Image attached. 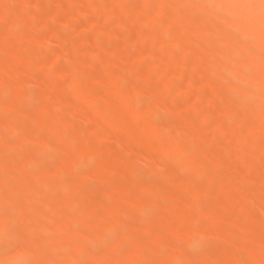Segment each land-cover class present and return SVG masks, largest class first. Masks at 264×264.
<instances>
[{
	"label": "bare ground",
	"instance_id": "1",
	"mask_svg": "<svg viewBox=\"0 0 264 264\" xmlns=\"http://www.w3.org/2000/svg\"><path fill=\"white\" fill-rule=\"evenodd\" d=\"M16 1H14V5H16ZM21 1L25 4L31 1L37 2V0ZM214 2L216 0H109V2L108 0H86L81 8V13L98 11L102 13L103 22L100 24L101 27H98V31L102 35L115 34L112 31L110 33L111 23L123 27L124 19L127 16L133 17L135 26H129L132 28L129 29L130 32L124 36L122 31L120 36H123L125 48H128L126 45H129L134 50L127 51L126 55L129 60L125 56L126 63L125 67L121 66V72L109 75L104 71L105 68L104 70L101 66L96 68L92 64L91 70L87 74L84 75V71L82 74L74 75L75 78L71 83L64 86L65 90L56 88L55 85L54 88L51 86V92L43 93L42 99L38 103L34 101L37 103L36 108H52V104L63 103L67 98L77 95L79 98L77 100L82 103H75L76 107L73 113L77 117L76 119L90 122L89 114L84 110V106L103 115H107L106 112H108L109 117L106 119L116 127L115 129L118 128V131L123 129V134L126 133L125 135L128 137L141 138L147 137L138 133V121H143L144 115L147 114L159 124L161 136L169 140H166L167 145L163 151L169 155L173 163L166 165L167 172L163 173L165 175L169 173L171 177L173 175L172 178L175 179L178 187L176 186L177 188L172 190L165 186L158 177L150 179L146 178L148 177L145 176L146 174L142 176L141 171L136 168V161L147 159L154 163V159L145 151L122 145L121 151H114L115 155L105 158L102 163L105 169H109L110 172L116 171L119 164L125 165L130 174L117 182V187L120 193H128L133 190L134 194L131 195V201L126 205L103 204L101 196L99 198L91 194L93 195L91 197L87 195V192L79 193L76 181H74L75 171L81 166L80 158L94 153L95 149L79 146L73 149L74 154H69L67 148L59 144L53 146L49 144L50 147H54L53 149L57 148L55 151L59 150L61 153L55 157L54 163L49 160L46 167L45 163H42L44 160L41 157L42 153L40 154V151L32 146L22 149L17 143L18 146L15 145L17 149L14 150V145H3L4 148L0 145V240L12 229H15L14 232L12 231L13 233L16 232L18 236H22L30 242L27 248H19L17 253L13 254H20L23 256L21 258L25 260L48 261L132 258L122 254L116 256L118 254H114L115 252L110 257L105 256L100 251V247L105 240L117 235H124L125 230L124 232L117 231L118 234L115 233L116 229L112 224L117 218L127 214L131 215L132 212H136V214L142 211L146 212V208L151 204V197L144 195L147 192L158 195L160 200H163V206L161 205L163 212L160 215L161 219L158 218L162 222L157 229L144 224L145 227L133 224L131 230L128 228V231L137 232L146 241L142 250L138 251L134 258L150 261L189 258L182 250L178 251L172 248L168 239L163 238L160 234L166 233L169 238L172 235L179 236L186 248L190 247L194 241H199L200 238L207 235L218 237L227 244L213 249H205L198 260L223 261L228 264V262L243 260V254L250 250H253L251 252L253 260L260 259L261 241L264 239V217L258 211L263 208L264 213V145L260 143L264 141L261 127L264 112H262L259 89V31L258 28L248 30L251 32L253 43L257 48V54L254 57H249L230 37L229 30L221 25L218 10L209 7H182L183 5H209ZM11 3H13L12 0H0V20L7 21L11 16L6 25L0 24V94L2 91L8 92L16 80L27 76L26 71L17 69L15 63L27 59V57L24 58V51L27 50L29 43L34 44V41H38V43L42 41V38L27 33L23 27L28 25L29 21L22 17L20 11L13 8ZM145 5L152 7H145ZM160 5L168 7L161 8ZM68 9L58 10L54 7L51 14L57 18V21L65 23L73 17L72 11ZM17 22L22 27L17 28ZM52 33L59 37L57 31ZM92 40L96 43L93 48L99 46L101 48L102 42L97 43L101 40L96 39V36H93ZM32 49L30 50L32 51ZM72 49L73 52H76L78 47ZM122 50L125 51L123 48ZM174 51L176 53L177 51L183 52L193 57L191 64L187 65L179 61L177 56L179 54H174ZM122 54L123 52L119 56ZM72 56L75 57L74 53ZM37 60H32V62H38ZM78 63L75 65L78 66ZM88 65L90 64L88 63ZM60 69L59 73L64 75L66 70L62 67ZM249 71L254 74L253 86L242 88L235 94L236 101H233L231 99L234 95L232 85L227 77L231 75L235 79H245ZM68 72L67 75L73 73L70 71L68 74ZM124 72L135 73L136 80L123 84L126 77L121 73ZM48 77L45 78L48 79ZM49 81L48 79L47 83ZM97 81L107 84L103 95L92 93V83H97ZM45 82H43L44 85ZM93 84L95 85V83ZM180 84L185 85V88L182 89L184 99L186 98L185 106L184 104L181 106L182 108L184 106L187 113L180 108L181 106L178 107L176 120L170 122L171 124L169 121L166 122L165 118L163 121L164 119L160 118V115L161 120H159L158 111L156 114V110L165 107L163 99L149 103L143 113L138 111L140 95L146 96L147 94L148 96V94L157 91L169 92ZM47 85L50 86L49 83ZM47 85L40 88L44 89ZM122 85L130 87H126V91H123ZM13 92L9 98L3 99L5 110L9 111L8 114L6 110V115L9 116H6V119L5 117L0 118L1 121H4L3 123L0 121V127H3V132L7 131L8 133H1L0 137L11 136L15 131H19V123L22 121L18 122V120H14L18 118L14 117H17L20 112L24 113L25 107H28L25 104L27 100L24 99L27 96H24L20 91L15 92L14 90ZM69 92L72 95H68ZM249 92L250 95H246ZM240 98H243L242 103L239 102ZM213 113L215 114L214 119ZM34 117L33 120L36 119ZM50 117L49 123L44 121L46 122L43 123L46 124L44 127H41L39 123L40 125H35L36 129L30 128L25 136L28 139H39L43 136H66L65 133H60L64 129L61 127V120L55 114ZM165 117L167 118V116ZM213 120L214 122H212ZM36 121L38 120L36 119ZM70 121L67 119L65 125ZM25 123L27 124V122ZM210 123L214 125L211 127L213 132L211 130L212 133L210 132L209 136H212L213 139L216 136H225V139H229L226 146L220 149L215 147L217 145H213L211 148L205 147L207 150L204 151L201 150L200 144L191 146L187 143L188 141L186 142L187 138H190L198 143V140L200 141L203 136L207 135L206 131L210 127ZM168 125H171L170 128L173 126L171 130ZM167 128H169L168 131H171L167 133L172 134L164 133ZM88 129L90 133L88 136H101L96 132V126ZM56 131L60 132L56 133ZM47 132L53 133V135H49ZM73 135L74 133L70 137ZM190 139L188 140L190 141ZM246 142L249 144H246L248 149L242 144ZM178 143L181 146L179 149ZM27 145L29 146V144ZM13 153L15 154L13 155ZM181 158L184 162L183 166L186 165L190 168L189 175L184 173L181 176L173 172L175 171L173 165L179 161L181 163ZM38 160L44 164L43 168ZM51 162L52 164H50ZM100 167L102 166L100 165ZM48 168H51L52 171H48ZM101 173L99 171L95 175L100 176ZM66 175L68 178L65 177ZM200 175H204V180L207 178L202 183L197 181V179L200 180ZM85 176L87 177V174ZM166 176L170 177L168 174ZM197 176L199 177L196 178ZM64 177L67 180L63 179ZM159 178H161V174ZM10 179H17L19 185L17 187L7 185ZM247 181L252 184L251 188L245 187ZM113 187L115 190L113 192H117V187L114 185ZM236 192H239V195H236ZM171 198L175 200L172 202ZM150 211L153 210L149 208L147 212ZM189 215L196 216L204 224V227L175 232L172 226L184 222V218ZM36 228L41 230V234L32 235ZM13 254L7 256L8 254H3L0 249V264L13 258Z\"/></svg>",
	"mask_w": 264,
	"mask_h": 264
},
{
	"label": "rangeland",
	"instance_id": "2",
	"mask_svg": "<svg viewBox=\"0 0 264 264\" xmlns=\"http://www.w3.org/2000/svg\"><path fill=\"white\" fill-rule=\"evenodd\" d=\"M12 1H13V3H11V5L13 4L12 7L15 8L16 10H19L21 13V16L25 17L29 21V24L24 26L23 28L25 30H27V33L34 35V37H39L40 39L42 38V41L40 43H38V41L37 42L34 41V44L29 43L27 50L24 51V54H25L24 58L27 57V59L25 58L26 60H24L22 62L20 61L18 63L14 62L17 69L26 71L27 76L22 78V79L16 80L15 82H13L15 84L12 83L13 85L9 88L10 90H8V92L2 91V93L0 94L1 95V97H0V100H1L0 101V104H1L0 105V116L1 117L0 118L5 117V119H6V116H9V115H6L8 110L7 109H6L7 111L5 110L6 106H4V104H3V101H4L3 99L9 98L11 93H14L13 92L14 90H15V92L20 91V92H22V94L24 96H27L24 99L27 100V103H25V104H26V106L29 107V108L25 107V110L23 109L24 113L20 112L18 116L16 115L17 117H14V118H18V119H14V120H16V121L18 120V122L22 121L21 123H19V125H20V129H18L19 131H17V132L15 131L13 134H11V136H1L2 138L0 137V140H1L0 145L3 146V145L10 144L12 146L14 145V147H15V145L16 146L19 145V146H21L20 148H22V149H23V147H24V149L25 148L28 149L29 147L32 146V147H34V149H38V151H40L39 152L40 154L42 153L43 156H41L39 154L41 157H43L42 159H44L42 161V163L43 162L45 163V161L47 163H49L50 161H53L54 159H56L55 157H57V155L61 153V152L59 153V150H58V152L55 151L57 148L53 149L54 147L53 148L50 147L49 144H52V146L54 144H56V145L59 144L62 147L67 148V151L69 152V154H74L72 152L73 149L77 148L79 146H83L86 149H89V147H91L92 149H95L94 153L89 154L87 156H83L80 158V162H81L80 165L86 163L87 167L79 166L77 168V170L75 171L76 178H74V181H76L75 184H77L76 185V187L78 189L77 191L79 193L80 192H87V195L91 196V197L94 195V196H97L100 198V196H101V199L103 198L101 200L103 204L110 203V204H115L117 206L126 205L128 202L131 201V195L134 194L133 190H130L128 193H120V191L118 190V187H117V182L123 180L122 178L129 175L130 171L125 165L119 164L116 171L110 172L109 169H107V168L105 169L104 164L102 163V160H104L105 158L112 157L113 154L115 155L114 151H116V150L121 151L123 149L122 145H124V146L128 145V147H130V148H135V149H139V150L147 152L154 159V163L147 160V159H138L140 161L139 162H137L138 160L136 161V163H135L136 168L139 171H141L142 176L144 174H146L145 176H148L146 178H150V179H155L158 177V179L161 180V182L165 186H167L169 189L175 190V188H177L178 185L176 184L177 182L175 181V179L172 178L173 175H172V177L169 173H167V174L170 177H167L166 176L167 174L165 175V173L167 172L166 165H169V164L172 165V163H173L171 161V158L169 157V155L167 153H165V151H163L164 150L163 148H165V146L167 145L166 140H168V139L163 138L162 141H155V140H152L149 138L128 137L125 135L126 133L123 134V132H124L123 129H122V131H120L121 129L118 131V128L115 129L116 127L111 125V123H109L107 121L106 117L107 118L109 117L108 112L105 111L107 113V115L106 114L103 115L100 112H97L95 110L93 111V110L89 109L87 106H84V110L86 111V113L89 114L90 122L84 121V120L82 121L81 119H76L77 117H75L74 113H73V112H75V109H74L76 107L75 103H77V104L82 103L80 100H77V99H79L77 97V95L75 96L76 98L74 96H72L73 98H69V99L67 98L65 100V102L62 101L63 103L59 102L60 104H57V105H55V104L51 105L50 104L52 106V108H50V107L48 109L36 108L38 101H40L42 99L43 93L51 92V90H50L51 86H53V88H54V85H55V86H57L56 88H59V89L64 88L65 85L68 86L67 83H69V84L71 83L72 79L75 78L74 75L77 76L78 74H82L84 71H85L84 75H85V73L87 74L88 71L90 72L92 64L96 68H100V66H101V68H103V70L105 68L104 71L106 73H108L109 75H115V73H117L118 71L121 72V69L123 68V66L125 67L126 62L124 59H125V56H127L126 53L128 54V52H131V50L133 51L134 49L131 48L129 45H126L128 48H125L124 42L122 40L123 36H120V35H122V34H124V36L127 35L130 32L129 29H132L131 27L135 26V25H133V24H135V20L133 19V17L132 16H127L126 18L124 17L128 21L127 20L125 21V19H124L123 27L122 26L118 27V26H115L114 24L111 23L109 26L110 27V29H109L110 33L112 31L115 34L111 33L108 35H102L98 31V29L101 27L100 24L103 22L102 13H100L99 11L98 12H89L87 14L81 13V8H82L83 4H85L86 0H37V2L36 1L35 2H33V1L28 2V4L23 3L21 0L20 1L19 0H17V1L12 0ZM14 1H16V5H14L15 4ZM108 2H109V0H108ZM54 7L57 8L58 10L69 8L73 13V17L69 21H66L65 23H61V22H59V20L57 21V18L53 17V15L51 14L53 12ZM19 8H21V9H19ZM10 17H9V19H10ZM141 17L143 18V16H141ZM9 19H7V21ZM7 21L2 22L0 20V24L2 23V26L6 25ZM4 22H5V24H4ZM127 22H129V23H127ZM130 22H131V24H130ZM126 23H127V25H126ZM16 25H17V28L22 27L21 24H18V22L16 23ZM126 26H127V28H126ZM129 26H131V27H129ZM53 31H57L59 34V37L54 35L52 33ZM121 32H122V34H121ZM124 32H127V33H124ZM93 36H96V39L101 40V41L98 40L99 42H97L98 44H100V42H102L100 44V45H102L101 48H99L100 46L93 48V45L95 46V44H96L92 40ZM35 43H36V45H35ZM72 44H73V46H72ZM60 45H61V47H60ZM73 47L74 48L78 47L76 52H73L74 51L72 49ZM29 48L30 49L33 48L32 51ZM122 48L125 49V51L122 50ZM59 49H60V51H59ZM102 49H104V50L106 49V50L102 51ZM120 51L123 52L122 56H119V54L121 53ZM67 52H68V54H67ZM71 52L74 53L75 57L72 56L73 53L71 54ZM173 53L176 55L179 54V55H177L179 57L178 58L179 61H182V63L184 62L187 65L191 64V62L193 60V57L188 56V54H186V53L185 54L183 52L179 53L178 51H177V53H176V51H174ZM66 55H68V56H66ZM66 57H68V58H66ZM122 57H124V58H122ZM35 59H38L37 60L38 62H32V60H35ZM127 59L129 60V57ZM77 61L78 62L81 61V62L78 63ZM83 62H85L87 64L84 65L85 63H83ZM105 62H107V63H105ZM77 63H78V66L75 65ZM88 63L90 65H88ZM121 66H122V68H121ZM61 67L66 70L63 73L64 75H61L59 73L60 72L59 69ZM57 71H58V73H57ZM70 71L73 73H70ZM67 72H68V74L69 73L70 74L67 75ZM122 74L126 77V79L122 82L123 84L126 82H129V81H131V83H132V81H135L137 78V76L133 72H131V73L124 72V73H121V75ZM128 74H130L132 76H130ZM47 75L48 76L51 75V76L48 77ZM184 75H186V74H184ZM45 77H48V79L50 80L48 82L49 85L52 83L53 84L48 86L47 85L48 79ZM42 80H43V82H45V80H46L45 85L42 82ZM38 81L39 82L41 81V82L37 83ZM93 83H95V85ZM93 83H92V88H91L92 93L95 92V93H98V95H99V93H100V95L101 94L103 95V91L107 88V84H105L102 81L101 82L97 81V83L96 82H93ZM39 84H40V86H39ZM184 84H185V82H184ZM184 84H182L183 87H181L182 86L181 84H180V86L177 85L178 89L181 88L180 89L181 91L178 90L177 86L174 85L176 89H173L169 92L157 91V92H154L153 94H148V96H147V94H146V96L140 95L139 99L143 100V98H144L145 99L144 101L147 100L150 103L153 101H157L158 99H163V101L165 103V107L164 108L160 107V110H156V114L158 111V115H157L158 119L161 120L160 118H162V119L165 118V119H167L166 122L169 121V123H170V122H173L176 120V110H178V107H180L183 104L185 106L184 101L186 98L184 99V96H183L184 93L182 91V89L185 88L184 86L186 85V84L185 85ZM46 85H47V87L44 88L46 91L43 88H40L41 86L44 87ZM38 86L40 89L38 88ZM122 86H123V88L122 87L121 88L124 89L123 91H126V89H125L126 87L127 88L130 87V86L125 87L124 85H122ZM65 89L66 88H64V90ZM41 90H43V91H41ZM47 91H49V92H47ZM69 94H71V93L69 92L68 95ZM39 95H41V96L39 97ZM146 97H147V99H146ZM26 100H25V102H26ZM34 101H37V103L36 102L34 103ZM29 102H30V104H29ZM184 106H183V108H182V106L180 108H182L183 111L185 113H187ZM105 107H108V106H105ZM157 109H159V108H157ZM29 111H31V112H29ZM60 111H61V113H60ZM115 111L117 113L118 110L116 109ZM50 113L51 114L53 113V114L51 115ZM8 114H9V111H8ZM12 114H13V112H12ZM30 114H31V116H29ZM54 114H55V116H57L61 120V122H62L61 127L64 128V129H62L61 132L56 131V133H59V132L65 133L66 136H63V137L43 136L42 138H39V139L38 138L37 139H30V138L28 139L27 136H25L27 131L30 128L36 129L37 126H35V125H38L39 123L41 124V125L39 124L41 127H44L46 124L44 125L43 123H46V122L49 123L50 122L49 120L51 119L50 116H53ZM59 114H61V115H59ZM101 114L103 115V117L101 116ZM159 115H160V118H159ZM164 115L167 116V118ZM22 116H24V117H22ZM33 116H35L34 119L36 118L38 121H36V119L33 120ZM70 116H72V117H70ZM214 117H215V114L213 113V119H214ZM10 118H11V116H10ZM19 118H20V120H19ZM66 118L69 119V121L70 120L71 121L65 125L66 120H67ZM165 119L163 121H165ZM39 120H41V122H39ZM44 121H46V122H44ZM1 122L3 123L4 121H1ZM25 122H27V124ZM212 122H214V120ZM14 123H15V121H14ZM17 125H18V123H17ZM212 125H214V124L210 123V125H209L210 127L206 131L207 135L203 136V138L200 141L198 140V143H197V141H192L190 138H187L186 142L188 141L187 143L191 146L193 144L194 145L200 144L199 146H200L201 150H204V151L207 150L206 148H211L213 145H217L215 147L220 148V149L223 148L224 146H226L227 143H229V141H228L229 139L227 137H226L227 139H225V136L224 137H222V136L217 137L216 136V137H214V139L212 136L210 137L209 135H211L210 134L211 130L213 132V128H211ZM92 126H96V132H98V134H100L101 136H88L90 134L88 128H90ZM170 126L168 125L169 128H170ZM61 127H60V130H61ZM2 128L3 127H0V129H1L0 134L1 133L2 134L8 133L7 131L3 132L4 129H2ZM46 128H47V126H46ZM169 128H167V131L164 132L167 135L172 134V133H167V132H171V131H168ZM171 128H170V130H171ZM73 133H74V135L70 137V135H72ZM47 134L53 135V133H50V132H47ZM9 135H10V133H9ZM79 135H84V136H79ZM114 135H117V136H114ZM12 137H14V138H12ZM22 138H24V139H22ZM210 138H212V140H210ZM6 139H8V140L5 142ZM9 139H10V143H9ZM188 139H190V141L192 143ZM17 143H18V145H17ZM260 143L264 145V141H261ZM27 144H29V146ZM242 144H244L246 146V144H248V142L242 143ZM3 148H4V146H3ZM13 148H12V150H13ZM246 148L248 149L247 146H246ZM0 149H1V147H0ZM15 149H17V148L15 147L14 150ZM14 154L15 153H13V155ZM44 155H46V156H44ZM40 156H39V159H41ZM51 156H52V159H51ZM38 162L40 165H42V168L45 166L44 164H41V162L39 160H38ZM54 162L55 161H53V163ZM179 163H180V161L177 164L173 165L174 169H175V171H173V172L174 173L176 172V173H178V175H181V176L184 173H185V175H189L190 168L186 165L183 166L184 162H182V158H181V163L180 164ZM50 164H52V162ZM100 165L102 167H100ZM35 167H36V165H35ZM163 168H164V170H163ZM99 171L102 172L101 175L96 176L95 173H97ZM161 171H162V173H160ZM150 172H151V174H149ZM163 172H165V173H163ZM85 173L87 174V177L85 176L86 175ZM186 173H188V174H186ZM160 174H161V178H159ZM65 177L68 178L67 175ZM65 177L63 179H66ZM198 177L199 176H197L196 178H198ZM199 179L200 180L197 179V181L202 183V181L204 182L207 178L204 180V175H202V176L200 175ZM46 180L48 181L49 179H46ZM155 181H157V180H155ZM7 183H9L7 185H10L11 187L12 186L17 187L19 185V181L17 179H10L9 182H7ZM245 183H244L245 187H247V188L252 187V184H250V182L247 181ZM113 185L117 187V192H113V191H115ZM246 185H248V186H246ZM82 188H84L85 190ZM103 191H106V192L103 193ZM111 193H112V195H111ZM91 194H93V195H91ZM235 194L239 195V192H236ZM107 195H108V197H106ZM144 195L151 197L150 198L151 204L148 208H146V210H145L146 212L142 211L139 214H136V212H132L133 214H131V215L127 214L128 216L124 215V216H120L119 218H117L116 221H114L112 224L114 226V228L116 229L115 233L118 234V232H120V231L124 232V230H128V228L132 229L133 224L140 226V227H145V226L152 227L153 229H157L159 227L160 223L162 222V220H160L161 219L160 215L163 212V210H162L163 209V207H162L163 206V200H160L158 195H153L151 193L146 192V193H144ZM171 199H172V202L175 200L174 198H171ZM171 199H169V200H171ZM169 200H167V201H169ZM169 202H171V201H169ZM165 203H167V202H165ZM149 208L153 211L147 212V211H149ZM157 209H158V211H157ZM258 211L264 217L263 208L258 209ZM157 212H158V214H157ZM157 216H159V217H157ZM158 218H160V219H158ZM137 220H139V221H137ZM12 231L14 232L15 229H12ZM12 231L9 232L6 236L2 237L0 240V249L3 252V254H6V255L8 254L7 256H10V254L12 255L13 253L7 252L6 247H5V241L12 234L17 235L16 232L13 233ZM38 233L41 234V230L36 228L32 235H37ZM199 241H201L203 243L204 247L201 250L197 251L192 257H189V258L199 259L200 255L203 253V251L205 249L208 250V248L213 249L216 247H220L221 245L222 246L227 245L225 242H222L223 241L222 239H220L218 237H214L213 235L203 236L202 238H200ZM251 252H253V250H250V252L244 253L242 256L243 260H245V259L253 260V255ZM114 254H118L116 256H119L120 253L115 252ZM13 255H15V254H13ZM21 257H23V256H21ZM83 257H85V256H83Z\"/></svg>",
	"mask_w": 264,
	"mask_h": 264
},
{
	"label": "snow or ice",
	"instance_id": "3",
	"mask_svg": "<svg viewBox=\"0 0 264 264\" xmlns=\"http://www.w3.org/2000/svg\"><path fill=\"white\" fill-rule=\"evenodd\" d=\"M145 7H152L145 5ZM159 7H168L160 5ZM182 7H209L218 10L221 25L226 28L230 37L239 44L241 50L249 57H254L257 54V48L253 43V37L250 29L258 28L259 31V56H260V77L259 89L262 112H264V0H216V2L209 5H183ZM232 85L233 96L231 99L236 101L237 94L242 88H251L254 84V74L249 71L245 79H235L231 75L227 77ZM246 95H250L246 93ZM239 102H243L240 98ZM138 111L144 112L149 106L143 100H138ZM262 135H264V119L261 122ZM137 131L141 136L147 137L155 141H162L163 137L160 133L159 124L152 120L147 114L144 115L143 121H138ZM178 149L181 147L177 144ZM47 167V162H45ZM87 167L86 163L81 165ZM52 171L51 168L47 169ZM175 232H180L186 229H200L204 224L194 215H189L184 218V222L174 224L172 226ZM165 239H168L172 248L180 251L182 250L187 257H192L197 251L201 250L204 245L201 241H195L190 247H185L182 239L179 236L172 235L171 238L166 233H160ZM145 238L141 237L135 231L125 230L123 236L117 235L111 239H107L100 247V251L105 256L110 257L114 252H118L126 257V259H69L60 261H48L42 259L25 260L21 258L20 254H16L13 258L4 262V264H225L223 261L198 260L193 258L187 259H171L162 261L140 260L134 258L138 251L142 250L145 245ZM29 241L22 236L12 234L5 241V247L9 253H17L19 248H27ZM228 264H264V239L261 241L260 259L255 260H241L235 262H228Z\"/></svg>",
	"mask_w": 264,
	"mask_h": 264
},
{
	"label": "clouds",
	"instance_id": "4",
	"mask_svg": "<svg viewBox=\"0 0 264 264\" xmlns=\"http://www.w3.org/2000/svg\"><path fill=\"white\" fill-rule=\"evenodd\" d=\"M195 242V241H194Z\"/></svg>",
	"mask_w": 264,
	"mask_h": 264
}]
</instances>
